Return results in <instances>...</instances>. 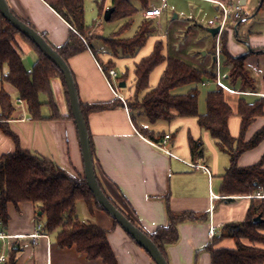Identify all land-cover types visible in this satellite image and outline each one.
I'll use <instances>...</instances> for the list:
<instances>
[{"label":"crops","instance_id":"0c3cea01","mask_svg":"<svg viewBox=\"0 0 264 264\" xmlns=\"http://www.w3.org/2000/svg\"><path fill=\"white\" fill-rule=\"evenodd\" d=\"M149 1L151 0H131L134 7L136 3H140L143 8L141 23L145 21L154 23L160 20L168 3V0H163L160 6L161 15L148 19L143 16V12L157 7L149 6ZM197 1L203 4L212 3L220 14L217 2L238 4L241 6L242 17V8L250 2V0ZM6 2L19 20L39 33L54 49L62 48L68 42L70 34L74 32V29L44 0H6ZM194 21L193 18H188L182 32L184 33L188 23H197ZM208 29L207 34L213 40L210 47L209 42L208 44L195 42L194 46L198 45V47L190 48L193 35L196 34L194 31L186 34L182 40L183 44L168 50V57L178 59L203 73L211 71L216 63L215 54L211 52L215 37ZM90 36H93L92 31ZM225 38L226 50L232 57L243 56L249 51H264V34L247 33L242 38H236V34L231 33ZM85 45V50L66 60L74 78L79 102L88 106L116 104L111 109L91 112L86 117L95 174L106 197L147 236L152 235L159 227L168 225V210L173 213L189 212L198 216H207L204 221L184 222L178 226L177 242L164 249L168 264H211V254L207 247H211L212 250H234L235 241L231 238H219V235L224 226L245 221L250 206L252 204L257 206L264 198L263 192L258 190L248 196H222L223 175L229 167L230 157L217 148L210 134L198 125L197 118L175 117L169 121H157L147 127V123L149 125L150 123L145 116L141 113L134 115L133 111L128 114L123 102L113 96L95 50L91 44L85 43ZM220 46L222 49V39L220 42L218 38L214 47L220 48ZM22 51L23 65L30 70L38 56L29 45H24ZM220 54L221 82L230 90L224 92L225 99L233 111L228 120V130L231 137L238 139L241 126V118L237 114L238 102L245 98L247 103H252L264 98V78L260 71L247 65L256 88L252 92L242 91L240 81L231 84L228 76L230 67L225 65V57ZM6 73L7 67H4L0 76ZM209 84L213 86L210 90L217 87L215 82L210 80L201 86L205 87ZM54 86L57 88L59 100L54 94ZM4 89L11 98L12 94L15 95L12 101L16 112L7 122L11 131L18 136L20 147L55 162L70 175H84L77 129L60 79L51 81L57 116L52 117V110L46 104L48 98L46 95H41L40 101L44 105L41 108L40 120H32L29 117L25 105L19 102L17 91L12 86L4 84ZM121 89H118L120 95H122ZM180 92L185 93L186 90ZM123 95L127 97L125 91ZM45 106L50 112L42 111ZM198 111L204 114L206 106L198 102ZM263 127L264 115L251 122L244 134V141H249ZM149 135L156 140H151ZM165 135H170L165 148L171 156L153 145V143H161ZM191 141L201 143V156L194 157L190 147ZM14 150V142L0 131V157ZM263 155L264 139L256 147L239 156L238 167L255 165ZM194 163L205 165L210 174L191 167ZM80 211L83 221L91 220L106 231L117 264H155L119 225L114 224L113 219L106 212L94 208L90 214L84 204ZM7 213L9 216L7 226L6 228L0 226V233L3 232L10 238L0 242L3 249L8 248L9 255L6 256L3 252L0 255L6 256L8 262L10 250L13 249L15 264H103L101 260L88 261L85 255L77 253L75 247L59 249L55 240L40 238L37 245H32L30 237L37 223V207L34 203L20 202L17 205L9 203ZM211 227L214 229L213 238L209 237ZM244 243L247 244L246 241Z\"/></svg>","mask_w":264,"mask_h":264},{"label":"trees","instance_id":"16d2710c","mask_svg":"<svg viewBox=\"0 0 264 264\" xmlns=\"http://www.w3.org/2000/svg\"><path fill=\"white\" fill-rule=\"evenodd\" d=\"M44 1L74 29L68 42L62 48L55 49L66 62L67 58L85 50V43L89 45L92 38L91 28L85 25L84 0ZM111 7L114 12L109 21L131 19L137 13L131 0H111ZM242 22L241 17L237 21V29ZM153 33L154 24L143 22L132 38L109 42L115 48L121 49L123 55H134ZM18 36L38 56L30 70L23 65ZM221 53L225 57V65L231 67L228 75L231 84L240 81L242 91H254L255 81L247 65L260 71L264 78V51H249L243 56L232 57L226 50V38L223 37ZM160 65H164L163 73L157 85L151 88L150 75ZM4 67H7V73L0 77V131L14 142L15 150L0 157V226H7L9 203L17 205L20 202H32L37 207L36 224H40L43 232L48 235L55 233V242L59 249L75 247L77 253L85 255L88 261L101 260L103 264H117L106 231L91 220H80L76 214L78 203H83L90 214L94 208L103 210L90 192L84 175H70L55 162L22 149L18 136L8 125L7 121L12 118L16 108L10 94L5 91L4 84H9L17 91L19 101L25 105L32 120L41 119V108L44 105L40 101L41 95L47 96L46 104L52 110V117L57 116L51 89L53 79H60L67 99L68 94L60 70L0 14V72ZM109 69L111 65L103 66L104 71ZM205 77L210 81L216 80L212 70L203 73L178 59L165 56L163 43L157 41L152 52L135 65L133 90L138 101L137 106L150 124L160 120L169 121L175 117L197 118L198 125L210 134L217 148L230 157L229 167L223 175L222 196H248L258 190L264 195V155L255 165L241 168L237 164L242 153L256 147L264 139L263 127L249 141H244V134L251 122L264 115V98L252 103H247L245 99L239 100L237 114L241 118L240 136L234 139L228 130V120L233 111L225 99L223 89L217 86L208 91L205 96L206 112L200 114L198 111L199 88L204 84ZM123 79L124 77L120 78V82ZM182 90L186 92L181 93ZM115 105L104 103L88 106L80 103L86 126L89 113L108 110ZM149 138L156 140L151 135ZM201 146L199 141H191L194 157L202 155ZM38 212H41V216H38ZM258 215L264 219V198L257 206H250L245 221L226 225L222 229L219 238L233 239L236 244L234 250H212L207 247L211 254V264H264V224H253V219ZM167 216L168 225L159 227L152 235H148L164 257L165 247L178 240L180 224L204 221L207 218L206 215L173 213L170 210ZM114 224L118 225L115 221ZM7 264H15L13 249L10 250Z\"/></svg>","mask_w":264,"mask_h":264},{"label":"rangeland","instance_id":"374dc122","mask_svg":"<svg viewBox=\"0 0 264 264\" xmlns=\"http://www.w3.org/2000/svg\"><path fill=\"white\" fill-rule=\"evenodd\" d=\"M163 4V0H151L149 1V6L160 7ZM205 5V6H203ZM111 7V0H84V20L85 25L91 28L93 36L90 40L92 48L95 50L102 66L111 65V69L114 68L118 74V79L124 77L122 81L126 82L125 91L127 97H125L121 91V94L124 96L125 104L133 111L134 115L141 113L142 111L137 106V99L133 90V81H134V69L135 65L144 57L148 56L154 47V44L157 41H161L164 46L163 54L168 56V50L174 48L179 44H183V39L186 37V34H190L196 31V34L193 35V40L191 42L190 48H197L194 46L195 42H206L209 47L213 41L207 34V29L221 26V14L216 11V6L212 3L203 4L197 0H168L166 6L164 7V13L160 20L145 21V23L154 24L155 33H153L146 41L145 45L141 47L134 55H123L121 49L115 48L109 40H125L132 38L138 27L143 20L141 16L142 6L140 3L135 4V9L137 13L131 19H114L111 21H104L103 14L104 12ZM242 19L244 20L239 28L237 29V36L242 38L247 33H260L264 34V0H250L247 6L242 8ZM176 16V17H175ZM188 18H193L197 23H188V27L183 31L184 25ZM217 19V21H216ZM215 20V21H214ZM194 21V22H195ZM214 22V23H212ZM235 23L227 21L222 32L218 34L215 38V44L213 42V47L216 45V41L219 38L220 42L223 37L227 34H233L235 31ZM188 38V37H187ZM177 39L181 41L177 42ZM18 46L20 47L21 52L22 47L28 45L23 38L20 36L17 37ZM221 45V44H220ZM211 48V52L217 55L221 53L220 48L214 47ZM218 50V51H217ZM220 58L221 54H220ZM214 68L211 69L212 73L217 75L216 63ZM164 70V65L156 67L150 75L149 85L155 87L158 83ZM231 67L228 70L230 74ZM1 73V72H0ZM1 77V76H0ZM223 79V77H222ZM121 81V82H122ZM204 83L208 82V78H204ZM210 88H213L211 84L199 88V104L205 106V96ZM57 88L54 86V94L58 98ZM15 95L12 94V99L14 100ZM245 99V98H244ZM43 107V106H42ZM42 111L50 112L48 108L42 109ZM142 116H144L141 113ZM153 125V124H152ZM151 126L147 123V127ZM76 214L80 220H84L83 215L81 216V207L83 203L77 204ZM49 239L52 241L55 240V233L49 234ZM8 256V248L5 250L1 247L0 242V253Z\"/></svg>","mask_w":264,"mask_h":264},{"label":"water","instance_id":"95a60500","mask_svg":"<svg viewBox=\"0 0 264 264\" xmlns=\"http://www.w3.org/2000/svg\"><path fill=\"white\" fill-rule=\"evenodd\" d=\"M113 12V7L107 9L104 12L103 20L108 22L111 19ZM0 14L18 31L20 35L29 40L47 59H49L63 75L69 99V107L76 125L81 147L84 165V177L95 201L124 230V232L150 256L155 264H168L165 257L162 255L153 241L139 228H137L113 203H111L100 188L95 174L88 129L80 109V102L74 78L67 63L39 33H37L26 23L19 20L12 13L6 0H0ZM238 25L239 23L235 25L236 35ZM220 30L221 26L208 29L209 33L213 37H216L220 33ZM125 86L126 83L123 81L118 84L119 88H125ZM38 216H41V212H38ZM253 224H264V219L261 215H258L253 219Z\"/></svg>","mask_w":264,"mask_h":264},{"label":"built area","instance_id":"2783aa9c","mask_svg":"<svg viewBox=\"0 0 264 264\" xmlns=\"http://www.w3.org/2000/svg\"><path fill=\"white\" fill-rule=\"evenodd\" d=\"M217 5L219 6L220 11H221V19H222L221 20V23H222L221 24V30L224 28L227 21H231V22L235 23L236 21H238L242 17L241 6L238 4L237 5H231V4L229 5V4L217 2ZM161 13H162V7H152V8L145 10L143 12V16L145 18L152 19V18L159 17L161 15ZM219 56H220V54H219V52H217V55L215 56L216 68H217V71H216L217 75H216L215 84L225 91H230L221 82V76H220V72H219ZM102 71L104 73L107 84H108L113 96L115 98L119 99L121 102H123L124 108H125L126 112L129 114L131 110L125 104L124 98L122 97V95L119 94V91H118L119 80H118L117 72L114 69H109L107 72L104 70H102ZM19 102L22 103L21 101H19ZM169 139H170V135H165L164 138L162 139L161 143H153V145L157 149H159L160 151L171 156V153L165 148V145L169 141ZM191 167L200 169L208 175L210 174L209 169L203 164L194 163V164H191ZM213 236H214V229H213V227H211L209 230V237L213 238ZM7 238H10V237L7 236L3 232L0 233V240H5ZM30 238L32 240V245H37L38 239H40V238L49 239V236H48V234L43 232L42 226L40 224H36L34 233L31 235ZM7 263H8V258L4 255H0V264H7Z\"/></svg>","mask_w":264,"mask_h":264}]
</instances>
